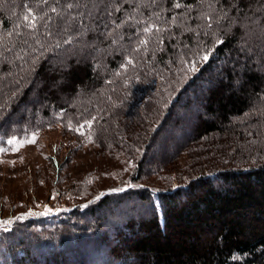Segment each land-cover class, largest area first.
Returning a JSON list of instances; mask_svg holds the SVG:
<instances>
[{"label":"trees","instance_id":"obj_1","mask_svg":"<svg viewBox=\"0 0 264 264\" xmlns=\"http://www.w3.org/2000/svg\"><path fill=\"white\" fill-rule=\"evenodd\" d=\"M121 1L108 46L98 49L110 54L98 55L90 65L68 56L56 90L30 109L29 121L13 126L9 117L27 101L29 87L0 82V146L58 126L74 147L122 151L129 160L127 176L100 198L84 188L70 212L54 216L44 227L46 218L37 215L0 229V264H127L128 259L130 264H264V144L219 148L226 156L219 163L209 160L214 153L203 155L186 161L188 169L181 163L176 175L171 164L147 166L150 153L176 121L190 119L186 130L194 135H184L179 125L174 136L191 144L235 133L243 124L264 123V111L256 106L264 96V64L257 70L256 58L237 48L238 28L217 24L212 30L198 19L206 0H148L141 6ZM216 1L221 6L215 17L229 19L230 0ZM71 2L20 0L10 16L0 11V74L11 64L1 61L8 53L15 52L12 64L29 65L51 37L57 48L47 50L31 73L42 80V90L49 89L56 80L49 62L80 45V38L62 33L67 26L60 20L61 6ZM237 4L245 8V0ZM69 10L72 29L86 27L87 20ZM241 58L247 63L234 71ZM61 91L85 100L64 103ZM179 155L174 161L185 154ZM70 160L66 156L64 162ZM201 160L202 167L192 169ZM72 186L80 192L84 184ZM79 216L80 223L70 222Z\"/></svg>","mask_w":264,"mask_h":264},{"label":"rangeland","instance_id":"obj_2","mask_svg":"<svg viewBox=\"0 0 264 264\" xmlns=\"http://www.w3.org/2000/svg\"><path fill=\"white\" fill-rule=\"evenodd\" d=\"M18 1L20 0H0V11L6 12L10 16L15 12ZM133 1L137 6H141L148 0ZM155 1L151 0L149 2ZM221 1L225 2L227 0ZM239 1L230 0L229 4L233 10L230 12L231 17L226 19L227 17H215L221 6L218 1L206 0V3L202 4L199 11H197L198 19L212 30L216 29L217 24L218 27L222 26L221 29L225 28V30L238 28L241 32V37L238 39L237 48L243 51L246 57L251 55V57L256 58L253 63L257 66L256 69L260 71L262 69L260 65L264 63L257 57L261 55L259 52L264 54V0H245L246 5L243 4L245 8L237 6ZM121 3V0H72L71 7L74 8L72 15H81L87 20L86 27H74L73 29V22L69 18V5L63 4L61 6L62 16L60 20L67 26H62V33L69 31L74 37L80 38L78 42L80 45H76L74 49L62 52L63 56L55 54V59L49 62L51 70L55 72L56 80L49 84L47 91L41 89L43 87L42 80L37 76L33 77L31 73L37 68L39 61L47 50L57 48L54 38H47L48 43L41 52L30 53L31 57L33 54L36 59L29 65L20 63V66L18 64L16 66L12 64L16 59L14 51L8 53L5 56V60H1L2 63L10 62L11 64L9 68H6L0 74V82L8 80L11 87L14 86L17 89L29 87L30 89L27 101L18 106L17 115H9L13 126L17 121H29L30 109L37 108L47 99L49 91L56 90L55 84L61 80V74L64 71L68 56L71 57L72 61H77L76 59L84 60L90 65L92 63L91 60L98 55L104 58L110 54L108 51L106 55H102L105 52V48L101 52L98 49L108 46L106 45L107 34L109 32L112 33L116 28L114 22L117 23L118 21L114 17V12ZM223 10L225 12L227 8ZM100 24L104 27H101ZM111 51H114V48ZM241 63H247V61L245 62L241 58L233 70L241 71L243 68ZM61 95L64 98L67 97L66 101H64L67 104L84 102L85 100L82 96H79L78 99L69 98L63 91H61ZM256 106L264 111V96ZM179 125H181L180 130L184 127V135H186L184 132H188L191 136L194 135L193 132L186 130L190 126V119L181 120V122L179 120L176 121L175 125H170L169 131L165 134L158 149L152 150L150 153L147 160L148 167L158 168L160 165L163 167L171 164L168 166H172L175 172L174 175H176L178 170L181 169V163H185V169H188L189 166L186 161L190 162V160L193 161V159L198 157L202 159L203 155L214 153L209 160L219 163L220 160L226 157L220 152L219 148L226 146L228 149L235 147L245 150L251 146L264 144V123L243 124L242 127L234 130L235 133L214 134L211 138L197 144H191L183 136L181 138L174 136V132L179 134ZM113 130L112 127L108 130L111 132V136L115 133ZM109 132L107 133L110 135ZM71 140L68 134L57 126L39 130L23 139H8L3 146H0V221H11L7 225L0 224V229L7 230L10 226L12 228L15 221H26L37 215L46 218L41 221L44 227L54 219V216L70 212L74 208L70 206L71 203L79 196L78 193L85 191L84 188L96 191L98 195L94 198H100L106 193H111L110 190H107L108 186L118 183L119 179L122 180L127 176L126 165L129 160L122 155V151L114 150L111 154H108L104 148L87 144L77 148L76 146L74 147V143ZM10 141L12 142L10 143ZM184 141L187 142L183 143ZM71 151L74 152L71 153ZM170 152H174L173 156L169 155ZM179 154L185 155L180 156ZM177 155L180 157L174 161ZM66 156L71 160L65 163ZM201 164L203 165L202 160L196 162V164H193L192 169L196 165L201 168ZM57 165L59 168L61 167L58 170L56 168ZM148 182L151 183L150 180ZM78 183L84 184L80 192L76 189L74 190L73 186L70 187ZM144 184H147V181ZM94 198L89 199L80 206L86 207L87 203H90ZM140 210L138 208L136 210L137 213ZM63 216L68 219V216ZM82 220L83 217L79 216L75 221L71 220L70 222L80 223ZM57 236L59 235L51 237ZM111 239L114 238L111 237ZM130 263L131 260L128 259L127 264Z\"/></svg>","mask_w":264,"mask_h":264},{"label":"snow or ice","instance_id":"obj_3","mask_svg":"<svg viewBox=\"0 0 264 264\" xmlns=\"http://www.w3.org/2000/svg\"><path fill=\"white\" fill-rule=\"evenodd\" d=\"M69 7H71V5H69ZM53 11H55V9H53ZM146 31H147V29H146ZM220 41H217V43H219ZM209 57H208V55H205L204 57H203V59L204 60H207ZM192 71H196V69H195V67H193L192 68ZM12 141H10V143H11ZM11 221H0V224H2V225H7L8 223H10Z\"/></svg>","mask_w":264,"mask_h":264}]
</instances>
